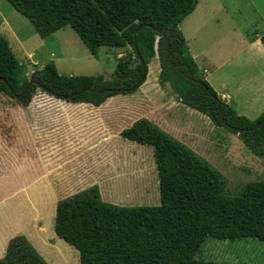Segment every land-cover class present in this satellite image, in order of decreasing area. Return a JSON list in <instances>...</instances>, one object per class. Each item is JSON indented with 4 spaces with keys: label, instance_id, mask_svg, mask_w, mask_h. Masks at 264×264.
<instances>
[{
    "label": "trees",
    "instance_id": "16d2710c",
    "mask_svg": "<svg viewBox=\"0 0 264 264\" xmlns=\"http://www.w3.org/2000/svg\"><path fill=\"white\" fill-rule=\"evenodd\" d=\"M6 1L41 39L70 27L93 57L101 48L126 54L117 59L107 82L101 75H60L48 62L29 84L25 67L0 34V95L25 102L40 90L67 103L99 107L114 96L134 94L146 80L140 58L148 66L157 56L161 87L168 84L178 102L237 135L254 156L264 157V113L251 121L222 100L200 75L179 30L198 0ZM261 42L264 46V35ZM120 137L152 148L160 204H108L97 186L58 201L54 233L77 251L79 264H223L195 259L206 238L264 242V177L228 196L218 171L147 119L136 120ZM0 264L47 262L18 236L9 241Z\"/></svg>",
    "mask_w": 264,
    "mask_h": 264
},
{
    "label": "rangeland",
    "instance_id": "374dc122",
    "mask_svg": "<svg viewBox=\"0 0 264 264\" xmlns=\"http://www.w3.org/2000/svg\"><path fill=\"white\" fill-rule=\"evenodd\" d=\"M0 34L25 67L28 80L53 62L60 75H101L107 82L117 59L126 54L124 49L101 48L93 57L70 27L41 39L32 24L6 0H0ZM147 69L145 82L134 94L114 96L98 108L66 103L40 90L25 102L0 95V242L19 229L22 234L16 231V237H25L47 264H79L77 251L54 233L53 195V200L60 201L96 185L102 201L108 204H160L152 148L120 137V132L151 103L162 98V103L170 106L172 97L175 99L168 84L161 87L158 83L156 58ZM170 111H165L167 120L173 117ZM159 119L155 121L159 123ZM196 146V154L225 179L228 196L264 177V157L254 156L238 136L226 129L214 126L205 146ZM53 181H58L59 189L52 194L44 184ZM34 210L40 220H34ZM39 237L44 245L37 244L35 239ZM195 259L264 264V242L208 237Z\"/></svg>",
    "mask_w": 264,
    "mask_h": 264
},
{
    "label": "crops",
    "instance_id": "0c3cea01",
    "mask_svg": "<svg viewBox=\"0 0 264 264\" xmlns=\"http://www.w3.org/2000/svg\"><path fill=\"white\" fill-rule=\"evenodd\" d=\"M179 30L199 73L217 95L238 115L251 121L257 120L264 113V46L261 42L264 35V0H198L193 12L179 23ZM155 58L158 60L157 56ZM173 98L170 106L162 103V98L151 103V107L141 111L139 118L130 126L136 120L147 119L197 153L196 145L205 146L214 125L205 115L199 112L201 115H197V111ZM28 105L31 106V102ZM168 110L173 115L170 120L165 118V111ZM158 117L160 124L155 121ZM56 183L58 181L46 182L44 186L49 187L53 194L59 189ZM53 196L51 206L56 210L58 201L53 200ZM48 208L51 210L50 205ZM34 214V220H40L39 212L34 210ZM16 231L19 232V229L0 242V259L5 256L9 241L18 235ZM35 240L38 245H44L40 237Z\"/></svg>",
    "mask_w": 264,
    "mask_h": 264
},
{
    "label": "water",
    "instance_id": "95a60500",
    "mask_svg": "<svg viewBox=\"0 0 264 264\" xmlns=\"http://www.w3.org/2000/svg\"><path fill=\"white\" fill-rule=\"evenodd\" d=\"M139 56V55H138ZM139 58H140V56H139ZM140 61H141V63H142V65H143V68H144V76H143V79H145V77H146V75H147V65H145L144 63H143V61L141 60V58H140ZM32 83V79L29 81V84H31ZM29 88V85L27 86V88L21 93V95L20 96H22L23 94H25V92L27 91V89ZM263 120H264V118H263ZM262 120V121H263Z\"/></svg>",
    "mask_w": 264,
    "mask_h": 264
}]
</instances>
